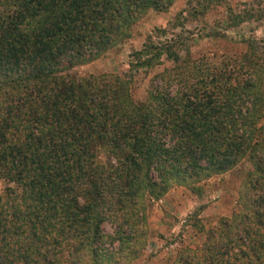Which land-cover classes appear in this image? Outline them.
Wrapping results in <instances>:
<instances>
[{"label": "trees", "instance_id": "obj_1", "mask_svg": "<svg viewBox=\"0 0 264 264\" xmlns=\"http://www.w3.org/2000/svg\"><path fill=\"white\" fill-rule=\"evenodd\" d=\"M176 1L0 0V264H129L147 243V202L174 186L200 197L243 163L236 209L208 227L195 211L205 240L172 264H264V41L214 29L241 49L195 57L184 29L225 0H189L128 71L73 72ZM226 11L225 27L264 20L259 3ZM165 60L136 101L135 72Z\"/></svg>", "mask_w": 264, "mask_h": 264}, {"label": "rangeland", "instance_id": "obj_2", "mask_svg": "<svg viewBox=\"0 0 264 264\" xmlns=\"http://www.w3.org/2000/svg\"><path fill=\"white\" fill-rule=\"evenodd\" d=\"M189 0H177L167 11L149 10L133 26L131 37L113 48L100 58L86 65L76 67L78 75L117 73L128 71L132 51L139 49L145 38L155 28H168L170 22L183 10L188 9ZM226 3L212 5L204 16H187L184 29L190 31L194 40L191 50L195 57L200 55L235 53L241 46L232 41L208 36L214 29L226 32L229 38L238 39L256 37L264 41V20L250 21L238 27H225L226 7L235 11L247 5L259 3L264 7V0H225ZM192 4L193 7L197 5ZM186 16V15H185ZM180 29L177 30L179 32ZM170 61L149 70H138L131 83V92L136 101H143L150 79L165 68L171 67ZM249 165L241 164L221 176H215L204 184L200 197L189 189L179 186L171 188L162 198L147 202L145 209L147 225V243L138 258L129 264H172L182 245L202 246L205 235L192 226L193 214L199 209L198 218L205 226H214L222 216H229L237 207L238 190ZM5 183L0 182V188ZM105 233L111 234L114 224L107 221L103 225ZM116 246V243L114 244Z\"/></svg>", "mask_w": 264, "mask_h": 264}]
</instances>
